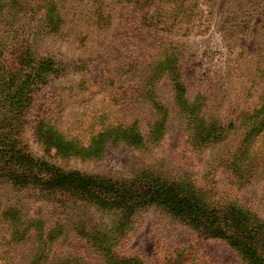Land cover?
I'll list each match as a JSON object with an SVG mask.
<instances>
[{
	"label": "rangeland",
	"instance_id": "374dc122",
	"mask_svg": "<svg viewBox=\"0 0 264 264\" xmlns=\"http://www.w3.org/2000/svg\"><path fill=\"white\" fill-rule=\"evenodd\" d=\"M53 1L55 5H48L50 0H0V103L5 97H23L29 104L23 114L12 116L20 120L18 128L13 126L19 143L31 155L45 156L69 170L132 177L137 161L160 176L191 178L197 195L248 209L264 238V130L256 134L250 128L256 112L264 110V0ZM49 17L62 18L59 29L52 28ZM166 55L175 56L178 63L175 71H163L156 79V94L170 112L162 141L148 142L143 150L108 148L100 161L63 158L55 154L56 147L50 155L45 153L39 139L43 122L55 135L61 132L84 144L103 126L120 122L138 121L148 138L157 112L143 97V85ZM48 59L62 71L46 76ZM175 76L191 101L204 97L201 114L218 130H227L225 140L192 147L185 117L175 105ZM36 188L19 190L0 183L2 209L15 206L27 217L41 218L46 228L65 224V233L52 244L51 263L106 264L74 226L108 218L65 206ZM8 233L0 214V264H28L33 239L11 245ZM165 237L171 251L161 257L157 247ZM128 243V250L148 256L143 264H240L226 243L205 239L178 221L170 226L157 211L146 216ZM192 244L208 256L198 259L187 250ZM177 248L190 254L177 256Z\"/></svg>",
	"mask_w": 264,
	"mask_h": 264
},
{
	"label": "trees",
	"instance_id": "16d2710c",
	"mask_svg": "<svg viewBox=\"0 0 264 264\" xmlns=\"http://www.w3.org/2000/svg\"><path fill=\"white\" fill-rule=\"evenodd\" d=\"M48 5H55V2L50 0ZM48 22L54 24L52 28L57 30L62 18L49 17ZM173 55H166L157 61L143 85V97L153 103L157 112L148 138L142 134L138 121L131 124L120 122L103 126L89 144H84L78 138L68 139L61 132L55 135L51 132L53 127L43 122L39 129V139L45 147V153L50 155L52 148L56 147L58 150L55 154L63 158L100 161L104 159L108 148L126 145L143 150L148 142L157 144L162 141L166 135L170 112L156 94V79L163 71L172 72L177 69L178 61L176 63ZM44 70L47 76L61 72L62 68L57 62L48 59ZM25 83L28 84V78ZM173 90L175 105L185 117L193 148L202 149L227 138V130L223 133V130L217 129L216 123L207 122L203 118V96L198 95L197 99L191 101L179 76L173 78ZM28 105L23 97L18 101L5 97L0 103V117H9V120L0 119V183H11L19 190L37 187L36 190L46 194L44 196L57 198L65 206L73 205L106 216L108 220L103 223L80 221L74 226L77 234L103 256L106 264L145 263L148 256L128 250V241L142 227L146 216L155 211L160 212L170 226L178 221L205 239L226 243L239 257L240 264H264V238L260 226L253 225L248 209L234 201L222 204L208 199L206 195H197L191 178L176 181L160 176L157 174L158 170L144 163L136 164L137 161L133 162L135 166L132 177L100 171L69 170L52 163L45 156L31 155L19 143L20 135L14 130L15 127L18 128L16 124L19 125L20 120H12L13 115L23 114ZM263 124L264 110H260L252 118L251 132H261L264 130ZM242 147L244 145L240 146ZM16 169L24 170L25 173H16ZM0 214L9 225L8 243L19 245L33 239L35 247L28 264H74L71 261L50 262L52 244L65 233V224L46 228L41 218L27 217L15 206L2 209L1 203ZM167 244L169 242L166 237L160 239L161 246L157 249L161 251V257L171 251ZM177 249L174 253L184 258L190 254L189 251L198 259L208 256L194 244L188 247L189 251Z\"/></svg>",
	"mask_w": 264,
	"mask_h": 264
}]
</instances>
